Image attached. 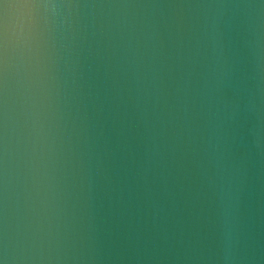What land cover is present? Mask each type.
I'll list each match as a JSON object with an SVG mask.
<instances>
[{
	"label": "water",
	"instance_id": "water-1",
	"mask_svg": "<svg viewBox=\"0 0 264 264\" xmlns=\"http://www.w3.org/2000/svg\"><path fill=\"white\" fill-rule=\"evenodd\" d=\"M0 264H264V0H0Z\"/></svg>",
	"mask_w": 264,
	"mask_h": 264
}]
</instances>
